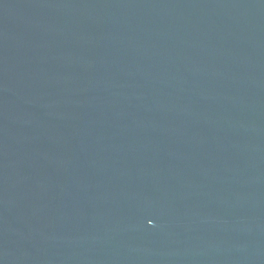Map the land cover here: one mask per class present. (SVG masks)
Segmentation results:
<instances>
[{
  "label": "water",
  "instance_id": "obj_1",
  "mask_svg": "<svg viewBox=\"0 0 264 264\" xmlns=\"http://www.w3.org/2000/svg\"><path fill=\"white\" fill-rule=\"evenodd\" d=\"M0 264H264V0H0Z\"/></svg>",
  "mask_w": 264,
  "mask_h": 264
}]
</instances>
